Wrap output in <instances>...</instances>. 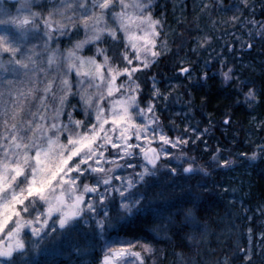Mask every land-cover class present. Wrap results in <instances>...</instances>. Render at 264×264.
Wrapping results in <instances>:
<instances>
[{
    "label": "snow or ice",
    "instance_id": "snow-or-ice-1",
    "mask_svg": "<svg viewBox=\"0 0 264 264\" xmlns=\"http://www.w3.org/2000/svg\"><path fill=\"white\" fill-rule=\"evenodd\" d=\"M14 3L13 11L0 0V264H36L37 253L62 246L81 221H94L93 232L103 239L112 227V211L127 216L142 211L146 197L137 185L149 184L161 155H170L164 146L188 141L170 138L160 127L154 100L161 94L154 77L152 96L141 103L138 73L167 49V41L159 40L162 22L153 14L152 0ZM233 71L223 73L226 81ZM244 95L250 105L257 102L254 88ZM157 137L159 149L152 146ZM213 160L224 167L232 163ZM120 167L140 171L114 176ZM177 170L172 167L169 174ZM194 171V162L182 168ZM91 194L94 199L86 198ZM104 246L102 264L127 256L146 264L145 254L155 251L149 243L140 251L133 250L132 241L111 238ZM240 251L250 264L251 256ZM177 256L179 264H189L182 253Z\"/></svg>",
    "mask_w": 264,
    "mask_h": 264
},
{
    "label": "trees",
    "instance_id": "trees-1",
    "mask_svg": "<svg viewBox=\"0 0 264 264\" xmlns=\"http://www.w3.org/2000/svg\"><path fill=\"white\" fill-rule=\"evenodd\" d=\"M155 7L167 49L138 73L140 99L143 104L152 96L154 77L158 123L170 138L188 141L176 150L195 171L150 180L140 188L144 209L107 235L138 248L151 244L155 251L145 254L146 264H179L177 253L189 264H224L222 258L235 254L239 227L248 239L256 236L251 264H264V0H159ZM181 67L190 73L181 74ZM230 68L233 78L226 81ZM249 88L258 93L252 105L244 95ZM214 156L231 166H218Z\"/></svg>",
    "mask_w": 264,
    "mask_h": 264
},
{
    "label": "rangeland",
    "instance_id": "rangeland-1",
    "mask_svg": "<svg viewBox=\"0 0 264 264\" xmlns=\"http://www.w3.org/2000/svg\"><path fill=\"white\" fill-rule=\"evenodd\" d=\"M5 2V6L9 7L10 9H12L13 11L15 10V4H11L9 3L7 0H4ZM153 2V14L156 18H159L162 22V27L160 28V31L164 28L163 26V18L161 15V11H158L156 9V4L157 2H159V0H152ZM161 10V8H160ZM233 34V33H230ZM76 38H82V34L80 37H76ZM161 38V36L159 37V39ZM75 39V38H74ZM70 45V42L65 41V45L64 46H68ZM85 55H91V53L89 52H85ZM82 118L79 116V119ZM153 147H156L157 149L160 148V142L157 140L152 144ZM164 147H167L170 149V155L165 157L163 155H161V159L158 163V169L155 171V174L150 178V180L160 177V176H165L168 174V172L170 171V168L172 167H177L178 171L180 172L182 170L183 167H186V161L185 158L182 156V153L177 154V150L176 148H171L170 145H166ZM174 151H176L174 153ZM175 157H179L180 159L177 160L175 159ZM136 158H138L140 160V157L137 156ZM118 163H120L122 165V161H117ZM106 168L107 167H113V165L111 164H105L104 165ZM131 172H128L124 169V167H120L117 168L115 171L117 172V175L115 176H120V177H128L134 174L135 172L140 171V168H136L135 170L130 168ZM181 173V172H180ZM149 180V181H150ZM115 183L118 185L120 183L119 180H116ZM146 186V185H145ZM137 188H142L139 184L137 185ZM100 191H103V186H101ZM135 191V189H134ZM86 198H95V194H91L89 197ZM117 202V199H116ZM112 213V212H111ZM112 217L111 219V224L112 227L109 228L103 239L95 236L93 229L95 227L94 225V221L89 223V224H85L83 223V221H81V224L79 226L78 231L73 232L71 237H69V239L65 242H63L62 246L61 245H57L55 247H50L49 250L47 252H42V253H37L33 259L36 262V264H54L55 262H58L59 260H66L67 262H69V264H75V262L77 261L76 264L78 263H82V264H102V259L103 256L105 254L106 248L104 246V241L108 240L110 237L107 235V233L111 230H114L116 228H118V226L120 224H122L123 222H125L126 220H128L131 216H127L125 213L121 212H116L115 215H111ZM85 219H88V217H85ZM238 229L237 233H238V237H239V244L236 248L235 254H229L228 258H222L221 260H223L225 262V260L228 261L229 264H247V262H245L244 257H245V252L240 251V249H245L247 254L252 256L255 252V250H252V244L256 238V236H252L251 238L248 239V231L245 229H239V227H236ZM228 233V232H227ZM241 234V235H240ZM243 234L246 236L245 240L247 241V243H245L243 245ZM30 235V233H29ZM240 235V236H239ZM208 234L205 233L203 235V238H207ZM25 239H28V236H25ZM112 240H119V241H128L125 240L123 238H111ZM136 245V244H134ZM111 247H120V244H112L110 245ZM76 249H80L79 252L76 251ZM133 250H140L142 251L140 248H138V246L136 245V247ZM125 261H127V264H139V262L131 256H127V257H121L117 259V264H125ZM253 261H250V264Z\"/></svg>",
    "mask_w": 264,
    "mask_h": 264
},
{
    "label": "bare ground",
    "instance_id": "bare-ground-1",
    "mask_svg": "<svg viewBox=\"0 0 264 264\" xmlns=\"http://www.w3.org/2000/svg\"><path fill=\"white\" fill-rule=\"evenodd\" d=\"M254 216V215H253ZM262 224V226L261 227H263L264 228V223H261Z\"/></svg>",
    "mask_w": 264,
    "mask_h": 264
},
{
    "label": "water",
    "instance_id": "water-1",
    "mask_svg": "<svg viewBox=\"0 0 264 264\" xmlns=\"http://www.w3.org/2000/svg\"><path fill=\"white\" fill-rule=\"evenodd\" d=\"M11 2H14V0H10Z\"/></svg>",
    "mask_w": 264,
    "mask_h": 264
}]
</instances>
